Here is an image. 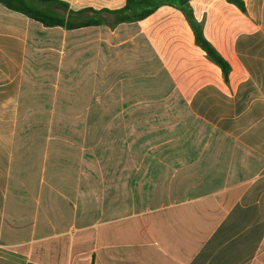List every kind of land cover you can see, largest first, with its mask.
<instances>
[{
    "label": "crops",
    "instance_id": "obj_1",
    "mask_svg": "<svg viewBox=\"0 0 264 264\" xmlns=\"http://www.w3.org/2000/svg\"><path fill=\"white\" fill-rule=\"evenodd\" d=\"M216 1L190 5L218 19L203 30L227 82L172 7L109 27L138 29L109 63L90 37L106 25L44 27L0 3V264H264V0L200 10ZM162 8L180 24H142Z\"/></svg>",
    "mask_w": 264,
    "mask_h": 264
},
{
    "label": "trees",
    "instance_id": "obj_2",
    "mask_svg": "<svg viewBox=\"0 0 264 264\" xmlns=\"http://www.w3.org/2000/svg\"><path fill=\"white\" fill-rule=\"evenodd\" d=\"M233 4L241 12H246L243 0H224ZM10 10L22 13L31 20L44 27H63L67 30H76L86 27L106 25L111 29L122 23L142 21L151 16L161 6H169L179 10L191 27L195 43L222 71L225 81H228L231 67L214 45L206 38L201 22L194 14L190 0H126L119 9L86 8L79 11L70 9L69 4L61 0H0ZM106 15L112 17L109 20Z\"/></svg>",
    "mask_w": 264,
    "mask_h": 264
},
{
    "label": "rangeland",
    "instance_id": "obj_3",
    "mask_svg": "<svg viewBox=\"0 0 264 264\" xmlns=\"http://www.w3.org/2000/svg\"><path fill=\"white\" fill-rule=\"evenodd\" d=\"M100 4V3H99ZM100 5H107L108 7H111V8H116L118 7L119 3H114V4H111V3H101ZM231 8V5H227L226 2L224 1H216V2H211V3H208L206 6H201L200 7V10H207L210 11V12H218V11H223V12H226L227 9ZM155 17L153 19H150L148 21H145V23H142L144 26H152V27H163V26H168L170 24H174V25H179L180 23V18L182 17V15L180 14L179 11H176L172 8H162L160 9L159 12H157L155 15ZM210 17H213V16H205L203 17L202 19V22L203 24L206 26V28L208 29H212L214 28L212 23H216V20L218 21V19H210ZM110 20L112 18H109ZM202 24V23H201ZM202 24V26H203ZM140 26L138 25V28ZM102 31L99 29H92L91 32H90V37H91V41H92V45H93V42L96 40H98V37L100 38L101 36L105 37L107 39V61L109 63H111V61L113 62V60L116 59V52L114 51V43H117L120 41V39H128V38H131V37H134L136 32H137V28L134 30L132 29H126L124 31H120V32H113V30H110L109 27H102ZM83 36V33H79V37L82 38ZM93 48V47H92ZM135 55H139L140 59H138L137 57H128L127 59H131L132 61L131 62H138L141 60V58L145 59L146 57V51L145 50H136L135 51ZM120 57V56H119ZM108 63V64H109ZM114 87H112L113 89ZM110 90V89H109ZM112 91V90H110ZM113 92V91H112ZM111 94V93H110ZM100 105V102L99 100H96L94 103L91 104V106H99ZM117 105H120V103H116V100L113 99V98H108L106 100H101V106L103 107H106L108 109H114L115 106ZM87 118H92V119H95V120H99V118L101 116L99 115H93V116H83V115H76L75 116V119H76V123H82L84 121H87L85 120ZM106 120L108 122H111L113 121L114 119V115L112 114H109V115H106L105 116ZM92 169H97V164H96V167H92Z\"/></svg>",
    "mask_w": 264,
    "mask_h": 264
}]
</instances>
